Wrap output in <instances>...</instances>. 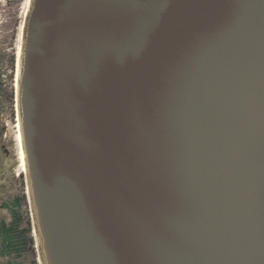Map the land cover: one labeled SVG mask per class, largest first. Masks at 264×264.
Masks as SVG:
<instances>
[{
  "label": "water",
  "instance_id": "obj_1",
  "mask_svg": "<svg viewBox=\"0 0 264 264\" xmlns=\"http://www.w3.org/2000/svg\"><path fill=\"white\" fill-rule=\"evenodd\" d=\"M21 125L47 264H264V0H34Z\"/></svg>",
  "mask_w": 264,
  "mask_h": 264
},
{
  "label": "rangeland",
  "instance_id": "obj_2",
  "mask_svg": "<svg viewBox=\"0 0 264 264\" xmlns=\"http://www.w3.org/2000/svg\"><path fill=\"white\" fill-rule=\"evenodd\" d=\"M1 72L6 73L4 79H7L8 70H2ZM4 84L6 86L3 87V92L5 94L9 93L11 90L9 82L6 80ZM3 102L6 103L4 105L7 107L2 119H0V130H3V133L0 134V160L1 163H4L1 168L5 170L2 176L8 170L10 177H5L4 179L0 201L7 200L12 206L10 209L0 208V222L1 220H5L10 224L16 213L22 218V221L18 225V231L21 233L20 236H26L27 243L26 248L19 255L15 253L2 255L0 252V264H47L32 192L29 191L30 186L26 181V175L23 173L24 178L18 175L24 169L19 158L18 126H16L14 118L11 117L10 111L12 109L10 102L6 99ZM17 121L19 122L18 119ZM15 197L20 198L19 206H13V202L16 200Z\"/></svg>",
  "mask_w": 264,
  "mask_h": 264
},
{
  "label": "flooded vegetation",
  "instance_id": "obj_3",
  "mask_svg": "<svg viewBox=\"0 0 264 264\" xmlns=\"http://www.w3.org/2000/svg\"><path fill=\"white\" fill-rule=\"evenodd\" d=\"M33 7L34 0H0V119H2L5 108L7 107L4 105L6 103L3 102V100L6 99L10 102V107L12 109L10 114L11 117L14 118L16 126H18V117H20L21 120L22 72L29 22ZM2 70H8L7 79H4L6 73H2ZM6 80L9 82L11 90L9 93L5 94L3 92V87L7 85V83L6 85L4 84ZM17 130L19 132V126L17 127ZM2 133L3 130H0V134ZM19 137L20 132L18 133V138ZM19 146L21 148L20 143ZM20 150L21 149H19V158L22 163ZM2 164L4 165V163H1L0 160V197L2 194L1 189L4 187V179L5 177H10L8 170L5 172L4 176H2L5 171L1 168ZM22 171L18 175L23 176L24 178V174H27L24 169H22ZM26 181L28 183L27 178ZM15 198L16 200L13 202V206H19L20 198ZM11 206L12 204H10L7 200L0 201V208L2 209H10Z\"/></svg>",
  "mask_w": 264,
  "mask_h": 264
},
{
  "label": "trees",
  "instance_id": "obj_4",
  "mask_svg": "<svg viewBox=\"0 0 264 264\" xmlns=\"http://www.w3.org/2000/svg\"><path fill=\"white\" fill-rule=\"evenodd\" d=\"M22 221L16 213L14 219L10 224L5 220L1 221L0 226V242H1V254L11 255L13 253L19 255L26 248L27 238L26 236H20L18 231V225ZM23 233V232H22Z\"/></svg>",
  "mask_w": 264,
  "mask_h": 264
},
{
  "label": "bare ground",
  "instance_id": "obj_5",
  "mask_svg": "<svg viewBox=\"0 0 264 264\" xmlns=\"http://www.w3.org/2000/svg\"><path fill=\"white\" fill-rule=\"evenodd\" d=\"M24 6V5H23ZM19 59V58H18ZM19 63H20V60H19ZM21 67V66H20ZM21 69V68H20ZM19 76V75H18ZM19 78V77H18ZM19 110V109H18ZM19 116V115H18ZM18 126H19V132H20V137L18 138V142L20 140L19 143H21V150H20V155H21V158H22V165H23V168L24 170L26 171V176H27V179H28V184L30 186V180H29V170H28V165H27V160H26V152H25V148H24V141H23V135H22V125H21V120H20V117H18ZM18 132V133H19ZM20 149V147H19ZM21 160V159H20ZM24 171V172H25ZM29 191H31V186H30V189Z\"/></svg>",
  "mask_w": 264,
  "mask_h": 264
},
{
  "label": "crops",
  "instance_id": "obj_6",
  "mask_svg": "<svg viewBox=\"0 0 264 264\" xmlns=\"http://www.w3.org/2000/svg\"><path fill=\"white\" fill-rule=\"evenodd\" d=\"M1 250V249H0Z\"/></svg>",
  "mask_w": 264,
  "mask_h": 264
}]
</instances>
